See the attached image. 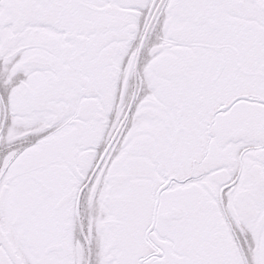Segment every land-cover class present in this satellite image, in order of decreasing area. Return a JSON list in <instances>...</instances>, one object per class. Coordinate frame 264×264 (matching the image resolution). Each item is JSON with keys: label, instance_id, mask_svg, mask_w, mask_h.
Returning <instances> with one entry per match:
<instances>
[{"label": "snow or ice", "instance_id": "snow-or-ice-1", "mask_svg": "<svg viewBox=\"0 0 264 264\" xmlns=\"http://www.w3.org/2000/svg\"><path fill=\"white\" fill-rule=\"evenodd\" d=\"M0 264H264V0H0Z\"/></svg>", "mask_w": 264, "mask_h": 264}]
</instances>
